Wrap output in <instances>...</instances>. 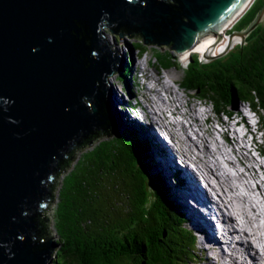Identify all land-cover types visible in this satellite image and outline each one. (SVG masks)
<instances>
[{"label":"water","instance_id":"95a60500","mask_svg":"<svg viewBox=\"0 0 264 264\" xmlns=\"http://www.w3.org/2000/svg\"><path fill=\"white\" fill-rule=\"evenodd\" d=\"M172 1L0 0V264H49L55 246L36 237L57 166L91 135L126 133L108 82L126 56L111 50L103 28L120 42V29H131L151 45L160 26V43L181 59L218 39L255 0ZM263 23L264 5L229 43L245 45Z\"/></svg>","mask_w":264,"mask_h":264},{"label":"trees","instance_id":"16d2710c","mask_svg":"<svg viewBox=\"0 0 264 264\" xmlns=\"http://www.w3.org/2000/svg\"><path fill=\"white\" fill-rule=\"evenodd\" d=\"M164 2L174 4L172 0ZM263 5L264 0H255L228 34L247 28ZM120 33L137 40L134 47L142 53L149 46L131 29L122 28ZM152 35L156 42L150 46L163 48V29L155 26ZM153 51L163 69L178 66V57ZM191 56L183 69L182 88L212 101L219 115L233 109L235 99L250 105L259 114L264 134V23L248 36L245 45L236 46L226 56L209 63ZM130 70L128 65L121 75L124 81ZM81 149L87 151L74 163L75 153ZM151 153L148 141L138 132H126L112 141L98 136L93 142L91 135L65 155L52 178L36 237L45 249L54 244L51 264H192L195 237L183 229L184 214L163 174L152 173L155 163ZM137 162L145 169L141 171ZM64 173L56 207L58 239L52 241L45 214Z\"/></svg>","mask_w":264,"mask_h":264},{"label":"bare ground","instance_id":"6f19581e","mask_svg":"<svg viewBox=\"0 0 264 264\" xmlns=\"http://www.w3.org/2000/svg\"><path fill=\"white\" fill-rule=\"evenodd\" d=\"M241 17L237 18L236 20H233L234 22L228 27V29L233 27L241 19ZM222 34H219L218 39L216 40L206 43H203L204 42L203 41L199 45L200 48L198 47L197 49H199V51L201 52V56L203 58L208 55L214 57H218V56L222 57L230 49H233V47H235L234 46L235 44L238 45L239 42L237 40H234L231 43H229L227 35L222 36ZM107 42L110 43L109 41ZM115 53H117L116 50ZM146 70L147 69L143 67L142 72L143 71L146 72V76L145 73L143 72L145 76V81L147 80L149 85L152 86L149 87L143 85L141 91V97L143 98L142 99L143 105L140 104V106L141 107L144 106L145 110L147 111H145L144 109L143 110L148 114H150L151 116L153 114L154 125H152V127L161 124L169 133H171L173 138L175 137L178 140L180 146L179 150H177V146L176 144H174L177 151L173 150L172 152L171 148H170L171 151L166 150L165 146L157 141L156 138L157 134L154 133L155 128L154 129L150 128L149 135L153 138L157 146L156 151L154 150L155 153H153V157L155 155L157 160L160 162L159 164L163 166L167 175L170 176L172 175L173 172L172 169H177L175 167L174 160L176 159L175 157L178 154L181 155L183 153H189V154H185L188 155V157L185 156L184 157L187 158L188 160L193 161L194 162L193 164L196 166L194 168L192 165H187L188 167L187 171L186 169L181 167V170H179L180 172L179 177H181V173H182L183 178H181L180 181L178 180L177 182L175 181L173 183L174 184L173 187L171 188L173 189V192L175 194H179V198L182 201L181 204L183 210H185L183 212L185 213L184 215L187 221V225L189 224L190 226L194 224L198 228L205 225V228L201 227L202 231L199 229L200 231L199 233L201 235L199 241L200 240L203 241V242H199L201 250L204 248L208 253L214 252L219 254L220 256L217 257L219 264H248L252 260H257L260 264H264V247L261 248L262 245L264 246V244H262L264 243V237L263 234L262 236H259L258 234V231L264 230V227L261 224L262 219L264 217L262 211L259 208V205L258 206L252 205L249 210L244 207L245 212L252 217H249L247 214H245V212L244 215H241L240 213H238L237 207L234 203L233 204L235 206L234 207L232 206L231 201L233 200H231V196H230L231 194H229V191L225 189V187H227V189L229 188L230 193L232 191L238 190V188H236L231 182L232 177L247 176V182H245L244 185L246 187V190L249 193H251V195L250 196L243 195L242 192H239L238 196H242L245 201L248 200L249 202H253L255 204L258 203L260 205L264 204V172L262 171V167H261V166L264 167V162H261L260 163L261 166L259 168H256L255 165L259 166L258 164L259 162L256 159V157H254L253 154L250 152V146L247 143L248 141L245 142L244 138L239 136L237 130L233 131V140L231 139L227 140L225 137V142L227 143L228 146H230V149L232 151L223 149L222 147L225 144L219 142L217 138L218 131L215 128V125L212 123L211 119H209L206 124L204 123L201 117L205 116V113H201L199 110L198 111L196 110L198 105L191 99H188L187 96L178 93L175 87L169 84L165 79V76L163 77L157 69H155L154 72H148ZM169 76L174 77L173 75L170 74ZM110 81L109 83L112 86V82ZM161 90H163L166 93L167 97L164 96L162 97ZM116 91H118L116 88L115 91L113 89L112 94H113V98L117 100L116 102L117 109L119 111L123 124L125 123L127 118V116H125L126 112H129L128 115L130 120H133V117L131 115V110L127 109L129 105L124 104L125 102H128L126 101V97L122 95L123 98L119 99L118 98L119 95L117 94ZM134 96H137V93L134 94V91L132 93H128L129 98L132 99ZM123 104H124V108L122 109L121 105ZM125 110L127 111L124 112ZM181 118L184 121L180 123ZM157 119H159V121ZM221 125H223L228 132H230V130L234 128V124L226 120L225 121L221 120ZM140 127H142L141 124H139V128ZM181 130L183 131L182 133ZM190 130L195 131L197 135L195 141L189 135ZM213 140L217 143L222 158L227 160L226 162L227 165L224 164L222 166L221 162L217 158H214V160L211 161L205 159V156L214 154V152L212 154L211 151L207 149L210 148L209 144ZM167 145L168 147L171 146L173 148L170 142L169 143L167 142ZM234 154L235 156H233ZM197 161L200 165H203L204 167V169L201 168L202 170L201 175L199 174L200 168L198 166ZM231 169H233L234 172ZM189 171L192 174H190ZM260 174L262 175V177L260 176ZM197 175H200L201 178L204 177L206 180L201 179L203 182L202 181L198 182V180L196 179ZM212 180L215 183V185L214 183L213 184L211 183ZM254 182H257L258 184ZM253 184L256 187H254ZM202 185L204 186L205 191L204 188H202L203 187ZM206 191H208L209 194H212V196H214L212 191L217 196L218 195L221 196V201H223L222 202L223 205L225 206V208L227 206V208L229 209V211L226 210V215L218 205L219 202L214 198H212L210 195H208ZM227 214L229 215L231 214V219L230 217L227 218L228 217ZM230 221L231 223H233V225L230 224ZM252 221H256L257 226L252 229H249L247 227V224L251 223ZM230 225H232L231 228L233 227V229H237V232L234 230H230L229 229ZM191 230L196 234L195 230H193L192 228ZM216 232L218 234H216ZM241 234H243L245 239L240 238ZM233 238H235L236 240ZM224 240H226V243L228 245L235 246L232 247L233 252H228L224 247H222L221 249L222 245L220 242ZM232 248H229V250ZM252 249L255 250L254 255L251 254ZM226 253L233 254V258L231 257L229 259ZM238 255H240L243 258V260ZM236 257L239 258L241 262L236 261L235 260ZM207 258H208V263L206 264H211L212 262L211 255L208 254ZM200 263L205 264L204 262H200Z\"/></svg>","mask_w":264,"mask_h":264},{"label":"rangeland","instance_id":"374dc122","mask_svg":"<svg viewBox=\"0 0 264 264\" xmlns=\"http://www.w3.org/2000/svg\"><path fill=\"white\" fill-rule=\"evenodd\" d=\"M239 22V21H238ZM237 22V23H238ZM236 23V24H237ZM233 28H234V26L233 27H231L230 29H228L225 33H223L222 34V36H226L228 33H229V31H231V30H233ZM102 33L105 35V37H106V42L107 41H109L110 43H108V45L109 46H112L111 47V50L113 51V52H115V50L117 51V54H119L120 56H125L126 54H128L130 57H131V59L133 60V63H131L129 60H128V58L126 59V63H125V67H127V65H129L130 66V69H131V67H132V72H134L135 71V66H136V64H135V59H136V54H137V51H135L134 49H133V47H134V45H136L137 43H138V41L137 40H134V39H130V38H128V37H124L123 36V41L122 42H120V38H119V34H111V31H110V29L109 28H107V27H104L103 28V30H102ZM143 45H145V46H147V44H143ZM239 45H241L240 44V42L238 43V45H234L235 47L236 46H239ZM235 47H233V48H235ZM200 48V47H199ZM153 49H157V50H159V51H162V52H168V53H170L172 56H174V57H178L179 58V56H178V53H176L174 50H170L166 45H163V48L162 47H159V46H147V48H146V50H145V52L143 53V60H142V64H143V66L141 67L142 68V70H143V67H145L147 70L146 71H148V72H154V70L155 69H157L159 72H160V74L164 77L165 76V79L167 80V82L169 83V84H171L173 87H175V89L178 91V93H180V94H182V95H185V96H187L188 97V99H191L192 101H194L198 106H197V108H196V110L198 111H200L201 113H205V116H203V117H201L202 118V120L204 121V123L206 124L207 122H208V120L209 119H211L212 120V123L215 125V123L218 121V116H216V112H214V110L212 111V112H209V111H207V107L205 108V105H208V106H213V102L212 101H209V100H206V99H204V98H202L200 95H199V93H197V92H192V91H186L185 89H183L182 88V86H181V81H182V79H183V76H184V71H183V69H186L187 68V66H188V64L191 62V59L188 57L185 61H184V63H182L181 64V61L179 62V64H178V66H175V67H172V68H169V69H163L161 66V64L159 63V61H158V59L157 58H155V52L153 51ZM232 49H230L229 50V52L231 51ZM229 52H227L226 54H224L223 56H226ZM130 53V54H129ZM190 54H188L187 56H189ZM191 55H197V57H199L200 58V55H201V52L199 51V49H198V52H192V54ZM222 56V57H223ZM219 58H221L220 56H218L216 59H219ZM149 60H151V61H149ZM203 62V61H202ZM127 64V65H126ZM134 64V65H133ZM147 64H148V67H147ZM138 65V64H137ZM136 72V71H135ZM144 73H145V76H146V72L145 71H143ZM120 74V73H119ZM169 74L170 75H173L174 77H170L169 76ZM117 77H118V74L117 75H111L108 79H109V81L110 82H112V86H111V84H110V86H111V89L113 90L114 89V91H115V88L118 90V91H116L117 92V94L119 95V99H122L123 97H122V95H124L125 97H126V101H128V102H125L124 104L125 105H127L128 103L129 104H133L134 102H132L131 103V98H129L128 97V93H132L133 91H134V94L135 93H137L136 92V90H135V88H133V86L131 85V80H130V82L129 81H126V90H124L123 89V87L122 86H120V82H118V79H117ZM119 78V77H118ZM108 81V82H109ZM147 81V80H146ZM140 83H141V80L138 82V80H137V83H136V86L138 87L137 89H138V94H139V96L141 97V91H142V89H141V86H140ZM147 86V85H146ZM149 87H151L152 85H148ZM160 88V87H159ZM161 93H162V97L164 96V97H167V95H166V93L163 91V90H161ZM169 96V95H168ZM139 97V99L142 101V99ZM190 97V98H189ZM113 100H114V103H115V105H116V107H117V100L116 99H114L113 98ZM234 101H236L235 103H234V105H235V107L233 108V109H230V111H232L233 113H235V112H237V110H238V108H239V110H243V111H246V107H247V104L245 105V104H242V102L241 101H237L236 99L234 100ZM124 104L123 105H121V107H122V109L124 108ZM128 104V105H129ZM147 106H148V104H147ZM127 107V106H126ZM126 109V108H125ZM127 109L129 110L130 109V106H128L127 107ZM238 110V111H239ZM127 110H125L124 112H126ZM210 111H211V108H210ZM245 113V112H244ZM243 113V114H244ZM248 112H246V114H247ZM129 112H126V115L125 116H127V118H126V121H125V123H123L124 124V126H126V127H128V129L130 130V129H134V127L136 128V129H138L139 130V132L142 134V136H143V138L144 139H146V140H149L150 141V143H151V147H150V151L152 152L151 153V155L153 154V153H155V151H156V149H157V146H156V144H155V141L153 140V138L149 135V131H150V128H148V127H146V125H142L143 126V128L142 127H140L139 128V124H141V123H137V122H135V121H133V120H130L129 119ZM132 115V114H131ZM250 115V114H249ZM143 116V120H145L146 122H148L149 124H151V118L153 117L154 118V116H153V114H152V117H151V115L150 116H148V117H145L144 115H142ZM250 117H252V115H250ZM180 118V117H179ZM260 118V117H259ZM158 121H159V119H157ZM237 120V119H236ZM186 121V120H185ZM223 121H225V119L223 118ZM226 121H228V120H226ZM252 121L254 122V123H257V116H253L252 117ZM253 130H256V126L254 125V127L249 131V134H248V136L251 138V139H253V140H258V142L256 143V144H254L256 147H254V148H252V149H257V148H259L260 149V151H256V152H251L252 154H253V156L254 157H256L257 159L259 158L260 159V157H261V154H262V152H261V150H264V143L263 144H260V142H262V140L261 139H259V138H263V136L261 135V134H259V137H256L253 133H252V131ZM145 131V132H144ZM191 131H193V130H191ZM191 131L189 132V135H190V137L191 138H194V137H196L195 135H192L191 134ZM183 131L181 130V133H182ZM154 133H155V129H154ZM148 136H149V139H148ZM151 139V140H150ZM174 139L176 140V146H177V150H179V142H178V140L174 137ZM194 141H195V139H193ZM248 144H249V142H247ZM246 143V144H247ZM225 145L222 147L223 149H226V150H229V151H232L231 149H230V146H228L227 145V143L225 142L224 143ZM187 147V146H186ZM186 147H184V148H186ZM209 147L210 148H207V149H209L210 151H211V153L213 154V152H214V154L213 155H208V156H205V159L206 160H208V161H211V160H214V158H217L220 162H221V165L223 166L224 164L225 165H227L226 164V161L224 160V158H222V156H221V154H220V150H219V148H218V146H217V143L213 140L210 144H209ZM90 149H92V147H91V145H90V147H89ZM165 149L166 150H168V151H171L170 149H168L166 146H165ZM155 150V151H154ZM176 150V151H177ZM219 150V151H218ZM87 150H85V149H83L77 156H76V159H75V162L74 163H76L77 162V160L80 158V156H81V154L82 153H85ZM187 151H189V150H187ZM173 152V151H172ZM175 152V151H174ZM181 153V152H180ZM184 154V155H183ZM183 154H181V157L179 158V155L180 154H178V155H176V161L177 162H179V163H181L182 162V155L183 156H185V157H188V155H185V154H189V153H183ZM233 156H235V154L233 155ZM190 157H192V156H190ZM220 158V159H219ZM152 159L154 160V163H155V165H156V167L153 169V171H152V173H163V175L165 176V178L167 179V182H168V184L171 186V187H173V183L176 181L175 179H173L174 178V176L176 175L175 173H178V171H177V167H179L178 166V163L174 160V162H175V167L177 168V169H172L173 170V172H172V175L170 176V175H167V173H166V171L164 170V168H163V166L162 165H160L159 163V161L157 160V158L155 157V155H154V158H153V155H152ZM261 160V162H264V159H260ZM197 163H198V161H197ZM259 164V163H258ZM172 165H173V163H172ZM198 166H199V174L201 175L202 174V170H201V168L202 169H204V167H203V165H200L199 163H198ZM256 166V168H259L260 167V165L258 166V165H255ZM194 168L196 167V166H193ZM229 167V166H228ZM262 167V171L264 172V167L263 166H261ZM230 168V167H229ZM245 169V168H244ZM168 172V171H167ZM234 172V171H233ZM180 173V172H179ZM248 173V172H247ZM197 174V173H196ZM65 175V173L61 176V178L57 181V183H56V186H55V190H54V200H53V203L51 204V206H50V208H49V210L46 212V218H47V224H48V230H49V232H50V236H51V238H52V241H54V240H56V239H58V234H57V231H56V207H57V203H58V194H59V191H60V189H61V186H62V179H63V176ZM200 175H197V180H198V182L199 181H202L201 179H204V180H206L204 177H202L201 178V176ZM168 178H167V177ZM260 176L262 177V175L260 174ZM170 177V178H169ZM180 178V177H179ZM223 180V179H222ZM216 181V180H215ZM177 182V181H176ZM217 182V181H216ZM231 182H232V184L236 187V188H238V190H235V191H232L231 193H230V190H229V188L227 189V187H225V189L226 190H228L229 191V194H231L230 196H231V200H233V201H231L232 202V206L234 207L235 205H236V207H237V211H238V213H240L241 215H244V212H245V210H244V207L245 208H247L248 210L251 208V206L252 205H254V206H258V204H255V203H253V202H249L248 200L247 201H245L244 199H243V197L242 196H238V194H239V192H241L242 191V189H243V192H242V194L243 195H248V196H250L251 195V193H249L247 190H246V187H245V185H244V183L245 182H247V176H243V177H232V179H231ZM179 183V182H178ZM197 183V182H196ZM211 183L213 184L214 182H213V180L211 181ZM199 184V183H198ZM214 185H215V183H214ZM219 186V185H218ZM218 186H217V188H218ZM204 187V186H203ZM212 188H213V186H212ZM204 191H205V189H204ZM217 191V190H216ZM170 192H171V196L174 198V196H175V198H174V200H178V202L180 203V205H181V207H182V204H181V200H180V198H179V194H175L174 192H173V189H172V191L170 190ZM172 192H173V194H174V196H173V194H172ZM206 192H208V191H206ZM217 193V192H216ZM218 194V193H217ZM177 195H178V197H177ZM209 195V194H208ZM218 197H219V199H220V201H221V196L220 195H218ZM240 198H242V199H240ZM256 200H257V198H256ZM221 202H223V201H221ZM235 205H234V204ZM217 204V203H216ZM183 208V207H182ZM226 209H227V206H226ZM222 210V209H221ZM228 210V209H227ZM182 211H185V210H182ZM229 211V210H228ZM183 214H185V213H183ZM245 214H247L246 212H245ZM249 217H252V216H250L249 214H247ZM227 218H229L230 217V219H231V214L229 215V214H227ZM169 224H171V222H169L168 223V225ZM230 224H232L233 225V223H231V221H230ZM232 225H230L229 226V229L230 230H234V231H236L237 232V229H233V227L231 228V226ZM257 226V222L256 221H252L251 223H248L247 224V227L249 228V229H252V228H254V227H256ZM202 228H205V225H203V226H201ZM201 227H197V226H195L194 224L193 225H190L189 226V224L187 225V222H186V219H185V215H184V222H183V229L184 230H186V231H188V232H192L193 233V235H194V237H195V247H194V252H192V256L190 257V259L192 260V258H193V261H191V263L192 264H201L200 262H204L205 264L206 263H208V258H207V255L208 254H210L211 255V260H212V262H211V264H219L218 263V260H217V257H219L220 255L219 254H217V253H214V252H210V253H208L204 248L201 250V247H200V245H199V242H203L202 240H200L199 241V238H200V231H199V229L202 231V228ZM191 228L193 229V230H195V232H196V234H197V236H196V234L191 230ZM196 228V229H195ZM216 229V228H215ZM176 231H177V227H176ZM261 232H264V230H261V231H258V234H259V236H262V233ZM216 234H218L217 232H216ZM220 235H222V234H220ZM197 237V238H196ZM240 238H242V239H245V237L243 236V234H241L240 235ZM197 239V240H196ZM243 242V241H242ZM262 244H264V243H262ZM251 254L252 255H254L255 254V250H251ZM198 257V258H197ZM51 259H55V258H53V256H52V258ZM189 259V258H188ZM258 261L257 260H252L250 263H248V264H251V263H253V264H260V263H257Z\"/></svg>","mask_w":264,"mask_h":264},{"label":"clouds","instance_id":"9594fccd","mask_svg":"<svg viewBox=\"0 0 264 264\" xmlns=\"http://www.w3.org/2000/svg\"><path fill=\"white\" fill-rule=\"evenodd\" d=\"M164 1V0H163ZM254 3V2H253ZM245 15V14H244ZM236 25V24H235ZM234 25V26H235ZM228 35V34H227ZM133 49L135 50V51H137V54H136V56H138V57H141L142 58V60H143V53H142V51H141V49L140 48H137V47H133ZM193 53L195 52V51H192ZM192 52H190L189 54H192ZM196 52H198V49L196 50ZM229 52V51H228ZM130 54V53H129ZM130 57V56H129ZM190 58L191 59V57L192 56H186V57H184V58ZM202 56L200 55V59H201V61H203L202 60ZM180 59V58H179ZM132 59H131V57H130V62H132L133 63V60L131 61ZM149 61H151V60H149ZM180 61H181V64L182 63H184V61H185V59H183V57L180 59ZM134 65V64H133ZM183 65V64H182ZM128 66V65H127ZM125 70H126V67H125V69L122 71V73L121 74H118V77H117V79H118V82H120L121 84H120V86H122L123 87V89L124 90H126V80L124 81L123 80V77H121V75L125 72ZM131 70H132V67H131ZM130 70V74H129V77H128V80L127 81H129L130 82V80H131V85L133 86V88L136 86V83H137V80H138V78L135 76V74L137 73V71L135 72H132ZM121 77V78H120ZM138 82H139V80H138ZM149 85V83L147 82V81H145V85L144 86H146V85ZM147 85V86H148ZM141 87H143V86H141ZM137 96H139L138 95V93H137ZM137 96H134L132 99H130L131 100V102H135V99H136V97ZM128 105V104H127ZM130 105H132V104H129V106ZM246 105V104H245ZM207 107V108H206ZM205 108L207 109V111H209V112H212L213 110H214V112H216L215 114H216V116H218V121L215 123V128L217 129V127L216 126H218V127H220L222 130H226V128L223 126V125H221V120L223 121V118L225 119V120H228V122H230L231 120H233V124H234V128L232 129V131H234V130H236L235 129V126H237L238 125V122H236V119H239V118H242V122L244 123V125H241V129L243 130V133H245L246 132V134H247V136H248V134H249V131L254 127V125L256 126V130H253L252 131V133L256 136V137H259V134H261L262 136H264V134L260 131V124H261V121H260V118H259V114L256 112V110H254L250 105H248L247 104V107H246V111H243V110H239V108H238V110H237V112H235V113H233L232 111H229V112H225V113H223V115H219L218 113H217V111L214 109V107L213 106H208V105H205ZM210 108H211V111H210ZM245 112V113H244ZM246 112H248L247 114H246ZM244 113V114H243ZM237 114H239V115H237ZM252 115V117L253 116H257V123H254L253 121H252V117H250V115ZM237 115V116H236ZM231 117H234L233 119H231ZM247 117H249V119L251 120V122H252V127H251V125L248 123L249 122V120H247ZM182 121H184L182 118H181V122ZM231 123V122H230ZM236 124V125H235ZM123 125V124H122ZM239 126V125H238ZM123 127L125 128V131L126 132H138L141 136H142V134L139 132V130L138 129H136L135 127H134V129H130V131H128V127H126V126H124L123 125ZM240 127V126H239ZM163 132L164 133H162V132H159V134L158 133H156L157 134V136H156V134H155V136H156V138H157V141L159 142V143H161L162 145H164V146H166V147H168V145H167V141H166V139L164 138H162V136H169V138H171V133H169L165 128H163ZM191 131V130H190ZM232 131H230L229 132V134L230 135H227L226 133H228V131H226L225 133H224V135L221 137V136H217V138H218V140H219V142L220 143H225V137H226V139L227 140H229V139H231V140H233V132ZM256 131V132H255ZM193 132V134L197 137V135H196V133H195V131H191V133ZM256 133V134H255ZM162 136H161V135ZM142 138H143V136H142ZM172 138H173V136H172ZM248 138L249 139H247L248 140V142H249V146H250V144H251V148H250V152L251 151H253L254 152V149H252V148H254V147H256L254 144H256L257 142H258V140H253V139H251L249 136H248ZM259 139H261L262 140V142H260V144H263L264 143V137L262 138H259ZM146 140V139H145ZM173 140V139H172ZM148 141V143H149V145H150V147H151V143H150V141L149 140H147ZM173 142L175 143L176 142V140L174 139L173 140ZM177 143V142H176ZM175 147V146H174ZM169 148V147H168ZM170 149V148H169ZM175 150H176V148H174ZM257 151H260V149L259 148H257L256 149ZM261 152H262V156L264 155V152L261 150ZM151 155V154H150ZM179 157H181V155H179ZM151 158H152V155H151ZM153 160V159H152ZM226 160V159H225ZM154 161V160H153ZM226 162H227V160H226ZM195 166V165H194ZM261 166V165H260ZM155 167H156V165H155ZM243 168V167H242ZM232 171H234L233 169H231ZM178 171V170H177ZM162 173V172H161ZM163 174V173H162ZM176 175L174 176V179L176 180V177L179 175V172L178 173H175ZM191 174V173H190ZM182 176H183V174H181ZM185 175V174H184ZM163 176V178L166 180V182H167V179L165 178V176L164 175H162ZM177 181V180H176ZM254 183H256V182H254ZM167 184H168V182H167ZM257 184V183H256ZM168 186H169V188H170V190L172 191V188H171V186L168 184ZM203 186V185H202ZM253 186H255L254 184H253ZM172 194H173V192H172ZM173 196H174V194H173ZM174 198H175V196H174ZM176 199V198H175ZM176 201V200H175ZM177 202V204L180 206V204L178 203V200L176 201ZM225 210H227V209H225ZM229 210V209H228ZM262 213H263V215H264V210H262ZM224 242L226 243V240H224ZM227 244V243H226ZM222 247V246H221ZM232 247H235V246H233V245H228V247H226V250L228 251V252H230L233 248ZM229 248H232V249H230L229 250ZM52 258V257H51ZM50 258V259H51ZM50 261V260H49ZM49 264H51L50 262H49Z\"/></svg>","mask_w":264,"mask_h":264},{"label":"flooded vegetation","instance_id":"af4514ba","mask_svg":"<svg viewBox=\"0 0 264 264\" xmlns=\"http://www.w3.org/2000/svg\"><path fill=\"white\" fill-rule=\"evenodd\" d=\"M127 65V64H126Z\"/></svg>","mask_w":264,"mask_h":264}]
</instances>
